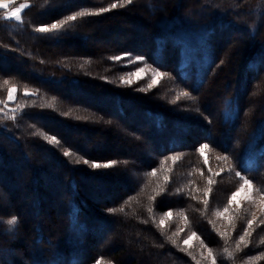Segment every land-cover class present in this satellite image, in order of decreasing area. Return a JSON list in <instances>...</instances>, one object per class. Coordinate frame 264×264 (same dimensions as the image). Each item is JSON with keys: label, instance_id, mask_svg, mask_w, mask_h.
<instances>
[{"label": "trees", "instance_id": "trees-1", "mask_svg": "<svg viewBox=\"0 0 264 264\" xmlns=\"http://www.w3.org/2000/svg\"><path fill=\"white\" fill-rule=\"evenodd\" d=\"M26 1L21 21L0 9V99L15 86L18 106L0 114V219L18 218L0 264H264V216L228 204L237 171L264 188V0ZM144 64L156 86L122 82Z\"/></svg>", "mask_w": 264, "mask_h": 264}, {"label": "snow or ice", "instance_id": "snow-or-ice-1", "mask_svg": "<svg viewBox=\"0 0 264 264\" xmlns=\"http://www.w3.org/2000/svg\"><path fill=\"white\" fill-rule=\"evenodd\" d=\"M130 3H132V0H123V4L118 5L116 3H113V4H111L110 8H116L117 6H123L124 4H130ZM26 7H28V5L20 4L19 7H16V8H14L11 11L5 12L3 14L2 18L4 20L15 19L17 21H20L22 19V17H21L22 10L24 8H26ZM8 8H9V4L6 2V0H0V9H8ZM110 8H101L97 12L80 11V12H78L76 14H73L71 16L66 17L64 20L54 22L50 26H41V27L37 28L36 30L39 31V32H53V31H57V30L61 29L65 24H67L69 21L76 20L78 16L82 17V16H85V15H98V14H100L102 12L109 11ZM124 55L125 56H130L129 53H125ZM113 59L121 60V59H123V57L116 56V57H113ZM143 59H144L143 57H135L134 60H130L129 62L132 63V64H135L136 61H142ZM145 74L146 73H145V70L143 68H137L136 72L132 73V75L135 77L136 80L142 79ZM165 75L166 74H164V73L156 71L154 73L153 79H152L151 83L148 85V87L151 88V87L156 86L159 83L160 79H162ZM122 82L123 83H127V84H131L134 81H133V79L129 78V79H122ZM7 83H8V81H4V84H7ZM15 92H16V87L15 86H13V87L8 89V100L14 99L13 93H15ZM24 94L25 95H30V94H34V93H29L27 91V89H25V93ZM182 95L187 96L189 94L188 93H182ZM177 99H179V97H177ZM0 103H4L6 105V101H0ZM0 111H3V109H0ZM9 118L10 119H15L16 117L13 115V116H11ZM33 134L34 135H37V134L44 135L42 132H40V130H37V132H35ZM44 138L46 140H48L49 143H59V141L57 140V138L55 136L49 137L47 135H44ZM209 148H210V145L205 143V144H202L200 146V148L198 149V151L200 152L201 156L204 157V163L205 164L208 163L207 156L205 154V149H209ZM63 154L65 156H69L71 154V152L69 150H66V151H64ZM81 159H82V162L85 163V164H89L90 163L87 159H83V158H81ZM173 159L174 160L178 159V157L177 158H173ZM217 159L227 160L228 157H226V156H218ZM77 162L79 163L80 161H77ZM118 163H119L118 161H108L107 163H104V164H100V163H97V162H91V167H93V168H101V167L110 168V167H113L114 165H116ZM125 163H127V162H125ZM155 174H156L155 170H153L151 175H155ZM235 175L237 177H239L240 179H242L243 183L240 185V187H239V189H237V191L232 193L231 197L228 200V204L229 205H231L234 201H236V198L238 196H240L241 193L244 192L245 188H247V195L244 196V199H247V200L250 201L252 199L251 193L254 190V186H253L252 180L242 177L241 173L239 171H237L235 173ZM209 183H212V181L210 180ZM255 190L256 191H261L262 194H264V188H259V189H255ZM160 191L163 192L164 189L161 188ZM205 204H207V201H205ZM119 210L123 211V207H121ZM115 211H117V209H109V212H115ZM148 211H149V213H151L152 209L149 208ZM224 211L226 212V211H228V209L225 208ZM165 215L168 218H171L172 213L171 212H167V213H165ZM0 223L8 225V229H6V230L11 231L18 224V218L16 216H12V217H10L7 220L0 219ZM164 223H165L164 220H161L160 221V226H163ZM252 223H253L252 220L247 221V224H248L249 227H251ZM261 223H264V221H261ZM195 235H196L195 233L192 234L193 237H195ZM249 235H251V234L247 231V229H245L244 234L241 235L239 237V240L237 241V244H236L237 250H239L240 244L245 242V237L249 236ZM169 239L171 240V237H169ZM190 239H191V237L189 238V240ZM189 240H185L184 243L188 244ZM172 242L175 243V241H172ZM261 242H264V239H262ZM225 251H227V250H225ZM209 255L210 256L212 255L211 249H209ZM232 255H233L232 253H228L229 257H231ZM95 264H113V262L112 261L105 262L102 259H97L95 261ZM212 264H216L215 258H213Z\"/></svg>", "mask_w": 264, "mask_h": 264}, {"label": "rangeland", "instance_id": "rangeland-1", "mask_svg": "<svg viewBox=\"0 0 264 264\" xmlns=\"http://www.w3.org/2000/svg\"><path fill=\"white\" fill-rule=\"evenodd\" d=\"M20 4H26V5H28V2L26 0H19V2L18 1H16V2L15 1L10 2L9 3V8L6 9V12L11 11V10H13L16 7H19ZM24 9L22 10V13H23ZM22 13H21V17H22ZM13 20H15V19H13ZM15 21H17V20H15ZM137 68H143L145 70V73L146 74L143 76V78H146L149 83H151V81L153 79L154 73L156 71H159L155 67H153L151 65H148V64L141 65V66H139ZM137 68L134 70V72H136ZM134 72H132V73H134ZM159 72H161V71H159ZM132 73L130 74L129 78L130 79H133V80H136L135 77L132 75ZM11 87H13V86H11ZM13 96H14V99L8 100V93H7V96H6L5 100L0 99V101H6V105L4 103H0V104H2V106H4L2 108L3 111H0V114H4V115H7V116H11V115H13V113H16V111L18 109V106H13L12 103H14L16 101V98H17V88H16V92L13 93ZM245 195H247V188H245L244 192L241 193V195L238 196L236 198V201H234L232 204L234 206H236V207H240V206L250 207L251 208V211H252V213H253V215L255 217L256 216H264V194L257 192L255 190V188H254V190L251 193L252 199L250 201L247 200V199H244V196ZM220 216H225V215H224V213H222ZM190 237H191V239L189 240ZM185 240H189V243L186 244L188 247H195L204 256H206V257H208L209 259L212 260V256L209 255L208 249L206 247H204L200 243V241L197 238V236L193 237L192 234H191Z\"/></svg>", "mask_w": 264, "mask_h": 264}, {"label": "crops", "instance_id": "crops-1", "mask_svg": "<svg viewBox=\"0 0 264 264\" xmlns=\"http://www.w3.org/2000/svg\"><path fill=\"white\" fill-rule=\"evenodd\" d=\"M13 1H18L19 2V0H6V2L9 4L10 2H13ZM4 10H6V9H4Z\"/></svg>", "mask_w": 264, "mask_h": 264}]
</instances>
